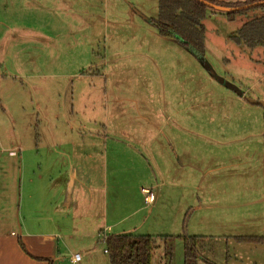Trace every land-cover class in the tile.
I'll return each instance as SVG.
<instances>
[{"label":"rangeland","instance_id":"1","mask_svg":"<svg viewBox=\"0 0 264 264\" xmlns=\"http://www.w3.org/2000/svg\"><path fill=\"white\" fill-rule=\"evenodd\" d=\"M260 9H206L201 62L159 34V0H0V218L70 198L75 166L80 213L152 235L151 264H184L189 235L197 264H264V45L233 37ZM57 203L42 217L69 228ZM64 228L55 264H107L103 232Z\"/></svg>","mask_w":264,"mask_h":264},{"label":"trees","instance_id":"2","mask_svg":"<svg viewBox=\"0 0 264 264\" xmlns=\"http://www.w3.org/2000/svg\"><path fill=\"white\" fill-rule=\"evenodd\" d=\"M214 4L227 7H241L263 0H246L243 2H220L207 0ZM264 8V4L247 7L234 12H228V17L245 11ZM206 9L198 0H159L157 18H150L164 38L178 41L201 62L205 60V36L201 20L205 17ZM244 40L251 48L264 45V15L247 21L233 36ZM184 240V264H197L200 254L199 244L202 236H182ZM244 240L261 239L258 237H239ZM110 264H151L156 241L152 235L125 232L107 234L103 240Z\"/></svg>","mask_w":264,"mask_h":264},{"label":"crops","instance_id":"3","mask_svg":"<svg viewBox=\"0 0 264 264\" xmlns=\"http://www.w3.org/2000/svg\"><path fill=\"white\" fill-rule=\"evenodd\" d=\"M220 2H243L246 0H217ZM258 1V0H256ZM264 1V0H263ZM260 2V1H258ZM255 3V2H254ZM259 6V5H258ZM255 7V6H254ZM262 12L260 16L264 15V8L260 9ZM259 17L254 16L251 19ZM248 19L247 21L251 20ZM246 21V22H247ZM14 155V154H13ZM77 171L78 168L73 166L70 168V173H68V177L71 178L70 183L68 184L70 190V198L65 200H46L44 204L38 202H26L23 201L20 204L19 210V219L18 221L15 218V215H11V209L9 208L8 214L5 217L0 218V264H55L60 261L62 256L61 247H60V239L61 233L65 230L64 226L68 228L67 225H63L58 222L56 219H49L48 217H42V213L44 212L42 209V205L47 207L53 206L55 202H59L61 206H77V212L80 213L81 205L87 203L84 199L73 198L75 182L77 181ZM82 186L81 189H88L91 195V188L88 187V183L80 182ZM146 188H143V191ZM24 205V206H23ZM55 206L59 208V206ZM31 212V217L25 214L23 217L22 213ZM40 214V215H39ZM81 214V213H80ZM114 218L116 217V210L112 212ZM23 217V218H22ZM39 217V219H37ZM70 227L68 230L75 232L78 228H94V230L98 231L99 235L102 232H107L105 223L102 220H98L95 222V217L91 214L85 215L84 213L79 215H74L70 217ZM119 222L107 223L109 224L107 228H111ZM19 227H18V225ZM9 228V229H8ZM18 229V231H17ZM106 229V230H104ZM108 229V230H109ZM121 233L133 232V231H118ZM109 234V233H108ZM119 234V233H118ZM198 236V235H196ZM203 237V236H202ZM85 259L88 260L91 264H106L100 256H96L93 249H84ZM104 253L107 254L106 249ZM78 254V253H77ZM75 254V255H77ZM201 254V253H200ZM62 255V254H61ZM74 255V256H75ZM72 256L71 263L78 264L82 262L83 255H81V259L78 261H74ZM107 264H110V260L108 257Z\"/></svg>","mask_w":264,"mask_h":264},{"label":"water","instance_id":"4","mask_svg":"<svg viewBox=\"0 0 264 264\" xmlns=\"http://www.w3.org/2000/svg\"><path fill=\"white\" fill-rule=\"evenodd\" d=\"M198 1L201 2L203 5H205L208 8L218 10V11H222V12H226V13L238 11L240 9L247 8V7H253V6H258V5L264 4V1H260V2H255L252 4L246 5V6H241V7H227V6L214 4V3L209 2L207 0H198ZM226 85L229 86L230 88L234 89L235 91H237L240 95H242V93L239 91V89L236 88V86H234L233 84L226 83ZM248 101L253 103V104L262 105L264 107V102H262V101L251 99V98H248Z\"/></svg>","mask_w":264,"mask_h":264},{"label":"built area","instance_id":"5","mask_svg":"<svg viewBox=\"0 0 264 264\" xmlns=\"http://www.w3.org/2000/svg\"><path fill=\"white\" fill-rule=\"evenodd\" d=\"M144 192L147 193V196L145 197V201L147 203L153 202V200L155 199L154 194L149 189H145ZM102 234L104 235V237H103V240H104L106 238L107 234L105 232H103ZM80 259H81V255L80 254L75 255L74 258H73L74 261H78Z\"/></svg>","mask_w":264,"mask_h":264}]
</instances>
